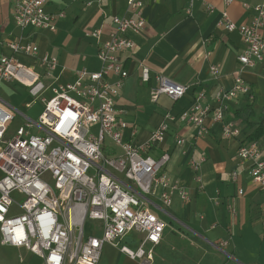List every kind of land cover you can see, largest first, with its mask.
<instances>
[{
    "label": "built area",
    "instance_id": "built-area-1",
    "mask_svg": "<svg viewBox=\"0 0 264 264\" xmlns=\"http://www.w3.org/2000/svg\"><path fill=\"white\" fill-rule=\"evenodd\" d=\"M233 1L224 0L225 4ZM49 2L16 0V24L56 31L55 22L65 17V12H47ZM127 2L128 13L113 17L115 28L100 42L98 71L83 68L76 72L75 81L57 84L59 78L54 72L59 67L58 59L48 54L38 56V46L21 41L5 43L13 54L0 58V83L19 82L27 87L33 100L40 99L44 105L38 119L21 112L26 121L12 136L8 135V124L14 115L0 105V243L25 248L38 255L42 264H99L106 243L119 248L136 264H153L166 224L152 206H171L177 194L182 200H189V193L163 172L169 153L155 158L148 152L163 141L171 122L186 120L200 133L207 132L206 119L210 114L214 122L223 124V137H240V127L226 119L228 105L240 95L255 98L242 73L264 62V36L260 32L264 26V3L255 6L250 24H237L226 10L222 11L218 26L238 31L245 48L238 57L240 68L234 85L218 91L216 107L204 105V93H200L182 114L168 112L148 140H126L125 126L116 108V98L129 75L121 54L136 47L127 32L140 33L146 26L142 0ZM102 32L101 28L85 31L98 40ZM17 53L38 57L43 72L19 61L14 55ZM210 73L218 78L220 70L211 65ZM111 75L118 80L111 81ZM141 80H151V70L144 64ZM155 80L153 98L166 94L177 101L189 89L163 74H156ZM34 126L45 132L31 133L29 128ZM132 134H136V128ZM176 143L183 145L185 139L177 135ZM111 146L120 152L107 153ZM237 156L241 163H249V177L264 191V150L260 142L241 140ZM205 161L202 156L190 164L198 171ZM231 180H238L236 170L231 173ZM243 191L239 188L237 194ZM15 194L23 196V200H17ZM230 208L235 210L231 205ZM131 234L134 244L120 243ZM227 243L221 241L219 245L224 247Z\"/></svg>",
    "mask_w": 264,
    "mask_h": 264
},
{
    "label": "crops",
    "instance_id": "crops-1",
    "mask_svg": "<svg viewBox=\"0 0 264 264\" xmlns=\"http://www.w3.org/2000/svg\"><path fill=\"white\" fill-rule=\"evenodd\" d=\"M15 1L0 0V58L3 54H13L7 42L36 45L38 56L48 54L58 59L59 67L54 72L59 78L57 84L75 81L76 72L83 68L100 70L97 55L100 42L115 28L113 17L128 13V0H50L47 12H65V17L55 22L56 31H51L17 25ZM142 2L146 26L140 33L127 32L136 47L121 54L129 75L116 98L117 116L125 126L124 138L139 143L149 139L168 112L176 116L182 114L200 93H204V105L217 106L218 91L234 85L240 68L238 57L245 48L238 31L230 32L218 26L222 11L226 10L237 24H250L256 13L255 6L264 0H234L230 4H225L224 0ZM92 28L102 29L100 40L86 35L85 31ZM260 32L264 36V26ZM14 55L22 63L43 72L38 57ZM141 64L151 70L148 82L141 80ZM211 65L219 68L218 78L210 73ZM156 74L188 85L189 89L177 101L166 94L153 98ZM242 76L252 87L255 98L250 100L240 95L229 103L225 113L227 120L235 121L240 127V137H223V124L214 122L210 114L206 119L207 132L200 133L197 126L186 120L171 122L163 141L148 152L155 158L168 152L170 157L163 172L179 181L189 193V200H182L177 194L171 206L163 208L159 200L156 203L161 208L152 206L168 217L159 216L166 226L163 239L155 249L153 264H264V191L249 177V163H241L237 156L241 140H246L251 130L248 122L236 116L247 106L255 114L263 110L264 62L247 68ZM109 79L118 80L114 75ZM0 105L9 111L7 106L13 107L2 94ZM134 128L136 134L133 135ZM16 130L8 135H14ZM29 130L33 134L45 132L36 126ZM177 135L185 139L183 145L176 143ZM106 152L119 153L120 149L111 146ZM202 156L206 161L201 169L193 170L190 161ZM235 170L238 172L236 182L231 180ZM239 188L244 190L241 195L237 194ZM221 241L228 243L221 247Z\"/></svg>",
    "mask_w": 264,
    "mask_h": 264
},
{
    "label": "rangeland",
    "instance_id": "rangeland-1",
    "mask_svg": "<svg viewBox=\"0 0 264 264\" xmlns=\"http://www.w3.org/2000/svg\"><path fill=\"white\" fill-rule=\"evenodd\" d=\"M0 94L3 95L5 101L7 100V102L13 106H7L14 115V119L8 124L9 135H11L20 124H24L25 118L19 110H22V112L31 119H38L44 110L42 101L40 99L33 100L28 93L27 87L19 82L12 81L0 83ZM26 102H31V107H27ZM106 141L107 143H111L109 139ZM14 197L19 201L23 200V196L15 194ZM153 212L160 217L165 219L168 218L158 209L153 208ZM133 237L134 235L131 234L128 238L121 240L120 243L130 245L132 244L130 241H133ZM0 264H42V259L25 248L4 246L0 243ZM100 264H132V262L120 253L119 248L114 247L110 243H106L103 248Z\"/></svg>",
    "mask_w": 264,
    "mask_h": 264
},
{
    "label": "trees",
    "instance_id": "trees-1",
    "mask_svg": "<svg viewBox=\"0 0 264 264\" xmlns=\"http://www.w3.org/2000/svg\"><path fill=\"white\" fill-rule=\"evenodd\" d=\"M236 116L248 122L247 125L251 132L246 140L260 142L264 150V108L260 113L255 114L251 107L247 106L242 112H237Z\"/></svg>",
    "mask_w": 264,
    "mask_h": 264
}]
</instances>
